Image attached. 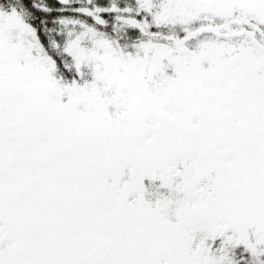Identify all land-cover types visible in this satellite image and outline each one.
Segmentation results:
<instances>
[{
    "label": "snow or ice",
    "instance_id": "6c2138e0",
    "mask_svg": "<svg viewBox=\"0 0 264 264\" xmlns=\"http://www.w3.org/2000/svg\"><path fill=\"white\" fill-rule=\"evenodd\" d=\"M0 264H264V0H0Z\"/></svg>",
    "mask_w": 264,
    "mask_h": 264
}]
</instances>
